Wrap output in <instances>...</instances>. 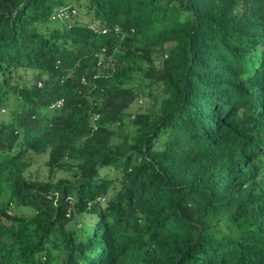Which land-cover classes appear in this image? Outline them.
<instances>
[{
  "label": "trees",
  "instance_id": "1",
  "mask_svg": "<svg viewBox=\"0 0 264 264\" xmlns=\"http://www.w3.org/2000/svg\"><path fill=\"white\" fill-rule=\"evenodd\" d=\"M0 264H264V0H0Z\"/></svg>",
  "mask_w": 264,
  "mask_h": 264
},
{
  "label": "rangeland",
  "instance_id": "2",
  "mask_svg": "<svg viewBox=\"0 0 264 264\" xmlns=\"http://www.w3.org/2000/svg\"><path fill=\"white\" fill-rule=\"evenodd\" d=\"M77 18H78V20L87 19V17H85L81 14L79 9H78V17ZM26 80L32 81L33 76L30 74H26ZM146 102H147V100L146 99L144 100L142 97L135 99L131 103L127 112L135 114L138 110L143 108V106L146 104ZM7 113H8L7 109L5 111L4 110L2 111V114L5 117L7 116ZM125 122H126V124L130 123V121L127 117L125 119ZM47 161H48V154H32L31 165L27 169L26 175L32 179H42V180L48 179L50 175H49V169H48ZM105 171L106 170H102V173ZM108 172H110L111 176L115 174V172L113 170H111V171L108 170ZM67 173L68 172L66 170L59 171L56 174V177L54 176V178H57L60 175L67 174ZM13 211L15 213H18V214H28V213H31L32 209H31V207H27V206H23V205H17L14 207Z\"/></svg>",
  "mask_w": 264,
  "mask_h": 264
},
{
  "label": "built area",
  "instance_id": "3",
  "mask_svg": "<svg viewBox=\"0 0 264 264\" xmlns=\"http://www.w3.org/2000/svg\"><path fill=\"white\" fill-rule=\"evenodd\" d=\"M76 13L75 9H72L71 11H69L68 8H61L58 10L56 16L59 17L60 19H67L70 18L72 14ZM85 82V81H84ZM39 85H42V82H39ZM63 104V99H59L58 101H56L52 107H59ZM96 128V126H95Z\"/></svg>",
  "mask_w": 264,
  "mask_h": 264
}]
</instances>
